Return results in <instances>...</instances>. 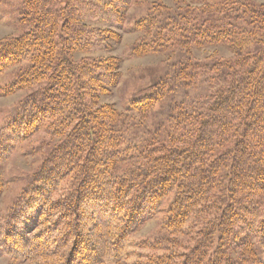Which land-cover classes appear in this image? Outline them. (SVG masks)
I'll list each match as a JSON object with an SVG mask.
<instances>
[{"label":"trees","instance_id":"trees-1","mask_svg":"<svg viewBox=\"0 0 264 264\" xmlns=\"http://www.w3.org/2000/svg\"><path fill=\"white\" fill-rule=\"evenodd\" d=\"M132 1L23 0L29 29L0 39V76L21 66L0 95L39 87L0 134V163L14 138L51 137L0 212V255L120 264L130 234L163 210L162 235L141 243L148 253L131 264H255L264 249V4L177 0L171 18L139 21L150 38L133 55L177 51L158 69L168 76L122 113L101 102L120 58L77 54L119 38L111 27ZM219 45L233 57L193 56Z\"/></svg>","mask_w":264,"mask_h":264},{"label":"rangeland","instance_id":"rangeland-1","mask_svg":"<svg viewBox=\"0 0 264 264\" xmlns=\"http://www.w3.org/2000/svg\"><path fill=\"white\" fill-rule=\"evenodd\" d=\"M250 1L264 4V0ZM176 7L177 0H133L131 6L125 11L123 24L111 27L119 34V38L106 40L103 48L91 53L77 54L78 58H109L112 56L120 58V79L111 92L101 98L102 103L112 104L120 112L125 113L134 98L147 94L154 83L168 76L165 72L158 75V69L175 57L177 48L170 46L166 50H161L163 47L154 53L142 56L133 55L132 49L150 38L146 29L140 30L136 27L139 21L146 18L159 19V15L171 18L174 15L169 12H176L178 10ZM22 8L23 0H0V39L18 36L29 29L30 24L22 18ZM89 24L102 28L107 26L104 22L91 21ZM192 53L199 61L212 54L226 58L234 55L222 45L192 48ZM20 69L21 66H14L3 72L0 76V88L8 86L16 78ZM38 88L0 95V134L7 131L5 127L11 123L23 104ZM147 117L149 121L154 115L148 113ZM42 130L31 138H14L13 142H8L7 146L10 147V150L7 158L0 163V179L3 182L0 193V212L5 213L10 208L21 189L27 185L29 176L37 170L43 161L44 154L39 151V146L44 140H51V137H48ZM42 149L45 151L46 148ZM167 206L168 204L165 205V207ZM164 218L165 213L161 210L155 217L130 234L120 264H131L140 255L148 253V250L142 248L141 243L152 241L155 237L162 235ZM258 252L259 258L255 264H264V249L259 246ZM0 264H30V262L2 254L0 255ZM109 264H116V262L112 260Z\"/></svg>","mask_w":264,"mask_h":264}]
</instances>
